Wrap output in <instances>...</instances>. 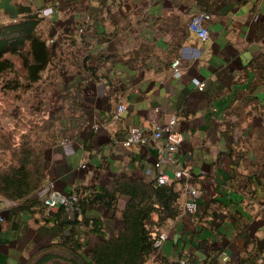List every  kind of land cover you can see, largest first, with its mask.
Returning a JSON list of instances; mask_svg holds the SVG:
<instances>
[{"label": "crops", "instance_id": "0c3cea01", "mask_svg": "<svg viewBox=\"0 0 264 264\" xmlns=\"http://www.w3.org/2000/svg\"><path fill=\"white\" fill-rule=\"evenodd\" d=\"M30 13L44 18L62 69L50 109L62 137L45 152L47 180L64 194L152 181L164 142L153 138L156 125L176 119L184 141L165 170L179 207L191 199L174 168L191 170L199 209L161 227L167 239L150 264H234L246 240L264 237V0H0V27ZM201 13L211 16L207 41L191 29ZM133 127L145 142L122 147ZM42 197L0 198V264H24L68 234ZM128 201L121 195L117 207Z\"/></svg>", "mask_w": 264, "mask_h": 264}, {"label": "trees", "instance_id": "16d2710c", "mask_svg": "<svg viewBox=\"0 0 264 264\" xmlns=\"http://www.w3.org/2000/svg\"><path fill=\"white\" fill-rule=\"evenodd\" d=\"M43 21L39 14L30 13L26 18L0 27L3 90H29L45 80L49 81L47 87L54 89L58 85L56 79L62 69L57 72L55 48L44 34ZM14 58L21 62L24 82L8 80L10 73H16ZM44 108L48 117L37 129L40 135L50 132L61 119L59 110L52 112L49 106ZM21 137V143L16 144L12 143L13 134L0 133V198L12 202H27L37 192L44 193L48 179L45 152L50 145L40 137L33 141L31 133ZM76 194L79 201L73 219L64 207H57L50 214L56 225L68 229V234L39 249L24 264H150L154 255L160 256L154 246L153 232L175 220L180 208V191L176 185H158L155 179L134 182L123 178L115 182L111 191L95 186L78 188ZM121 195L128 196L129 201L119 210L117 203ZM98 205L108 213L120 211L121 228L115 233L107 234L103 219L92 217ZM91 237L98 238L99 242L90 245ZM234 264H264V237L246 240L243 254L238 255Z\"/></svg>", "mask_w": 264, "mask_h": 264}, {"label": "built area", "instance_id": "2783aa9c", "mask_svg": "<svg viewBox=\"0 0 264 264\" xmlns=\"http://www.w3.org/2000/svg\"><path fill=\"white\" fill-rule=\"evenodd\" d=\"M52 13V10H47L44 15H50ZM211 16L207 13H201L196 18H194L191 29L197 34V36L202 41H207L210 38L209 30L203 25L205 21L210 20ZM182 67V61L181 59H177L172 63V72L173 76L177 79L182 77L181 68ZM196 88L199 91H204L206 89V84L204 82H201L199 80L193 81ZM125 107L119 106L117 109V113L115 114L113 121L115 122L118 118L121 117V115L125 111ZM176 119H172L169 121L168 124L165 125H156L155 133L153 134V138L155 140H159L163 142L162 149L160 150V158L157 159L154 162V169L148 170L147 175L150 176L153 173L155 174V180L158 185H172V180L168 177L165 166L166 165H173L175 166L178 162L176 158V154L179 150L180 145L183 143L184 138L176 130ZM145 142V136L143 134V131L138 127H133L130 130V135L128 138L123 140L121 142L122 147H132L136 144H140ZM67 142L64 140L61 142V145H65ZM174 174H175V180L181 181L184 183V187L186 191L188 192V196L190 197V201H187L183 204L179 211V215L183 216L184 214L190 213L194 214L198 211L196 199L199 197V191L193 186L191 178V170L190 169H175L174 168ZM91 188H95V186H90ZM44 193H43V203L46 206L48 210L57 208V207H64L67 215L73 219L75 215V210L77 207V203L79 201L78 195L76 194V191H73L69 194H64L60 192L56 186L55 182L52 180H47L44 183ZM3 218L0 217V221H2ZM154 238V246L159 251L163 245V242L167 239V236L165 234H160L157 232V234L153 233ZM185 264V263H184Z\"/></svg>", "mask_w": 264, "mask_h": 264}, {"label": "rangeland", "instance_id": "374dc122", "mask_svg": "<svg viewBox=\"0 0 264 264\" xmlns=\"http://www.w3.org/2000/svg\"><path fill=\"white\" fill-rule=\"evenodd\" d=\"M14 62L16 65V73H10L8 75V80L19 79L24 82L25 72L22 68L21 62L17 58H14ZM48 83L49 81L45 80L29 90H20L18 92L3 90V84L0 83V133L2 132L4 135H8L9 133L13 134L14 138H12V143H21V136L31 133L33 141L40 137V139L43 138L45 142L47 141L48 145L51 147L55 141H59L62 137V135H60L62 134L60 129L56 127H53L50 132L45 134L40 135L37 133V129L43 125V122L48 117L45 113L44 107L49 106V109H53L54 106L58 104V101L56 102L55 99L59 96V92L51 87L45 86ZM0 155H2L1 151ZM7 159L10 161V156H8ZM100 206L97 207L95 211L106 221L107 226L110 227V232L118 230L121 227L120 211H116V214L111 212L108 213ZM180 209L181 207L179 208V211ZM185 215L191 214L187 213L181 217L177 216L176 219L183 218ZM93 216L96 215L93 214L92 217ZM157 232L167 236V234L160 229ZM157 232L154 231L153 233L157 234ZM66 235L64 234V236ZM90 241V244L94 245L99 242V239L91 237ZM153 258L157 259V256L154 255ZM180 263L188 264L185 260H181Z\"/></svg>", "mask_w": 264, "mask_h": 264}]
</instances>
